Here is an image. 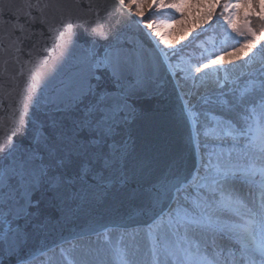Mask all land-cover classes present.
<instances>
[{"label":"snow or ice","instance_id":"1","mask_svg":"<svg viewBox=\"0 0 264 264\" xmlns=\"http://www.w3.org/2000/svg\"><path fill=\"white\" fill-rule=\"evenodd\" d=\"M197 4L208 9L202 23L213 18L219 5L227 29L252 37L229 56L251 51L264 40V31L257 35L251 26L255 16L264 27V0ZM114 5L119 15L135 18L136 30L126 41L118 34L100 55L91 38L109 41L112 32L98 0H0V109H11L7 118L0 116V264L3 257L34 264L37 254L57 253L60 264H103L100 247L85 250L74 242L95 229L25 251L41 236L40 213L31 211L39 206L35 194L73 180L101 194L116 185H135L127 196L133 212L150 218L132 230L133 243L127 245V230L114 245L106 234L118 228L95 232L97 244L105 236L112 253L109 264H264V64L260 75L249 73L252 78L242 85L239 77L229 80L226 74L221 81L217 76L215 98L197 96L203 132L195 141L199 157L194 169L185 168L182 157L160 167L156 156L136 152L123 138L129 101L158 89L164 76L184 81L181 90L191 80L199 92L196 81L202 84L204 70L221 57L180 68L153 38L168 44L155 31L159 24L145 21L146 10L171 9L181 17L175 23L184 24L191 0H137L135 10L126 0H114ZM82 37L89 44L82 67L45 95L43 87L55 79L57 62ZM21 81L24 87L17 91ZM13 93L17 99L5 105L3 97ZM187 96L181 91L183 112L191 118L195 105ZM19 136L27 142L18 144ZM141 233L147 241L143 252L134 243Z\"/></svg>","mask_w":264,"mask_h":264},{"label":"water","instance_id":"2","mask_svg":"<svg viewBox=\"0 0 264 264\" xmlns=\"http://www.w3.org/2000/svg\"><path fill=\"white\" fill-rule=\"evenodd\" d=\"M107 15V23L111 27L112 38L105 41L102 38L95 40V47L100 55L108 43H115V37L119 34L121 40H127L135 31L134 17L129 18L128 13L119 15L114 5V0H98ZM142 27V25H141ZM154 38V37H153ZM82 37L71 54H66L64 59L57 62L53 72L55 79L43 87L44 94H48L54 84L65 76L75 73L82 67L81 60L87 55L89 44ZM155 39V38H154ZM47 46L51 48V41ZM127 47V43L124 45ZM47 55V53H41ZM51 68V65H49ZM160 87L153 91L141 92L129 101L131 111L128 116V125L123 138L133 146L138 153H147L157 157L160 167H165L173 159L182 157L185 168L192 170L198 164L199 152L196 147L197 134L192 117L183 112L181 89L179 84L164 76L159 81ZM24 82H20L22 90ZM5 105L12 104L17 99L15 93L4 96ZM11 109L4 112L0 109V116L7 118ZM4 133L0 131V135ZM16 142L26 143L23 136L16 137ZM91 184V181H89ZM135 185L121 188L116 185L101 194L100 190L82 186L81 182L73 180L71 184L61 185L58 189L47 188L43 192L35 194L33 201H39L38 209L33 207L31 211H39L43 221L40 228V239L29 243L25 251L38 249L48 244L51 245L63 238L75 237L88 229L104 233V229L118 228V231L133 230L137 226L143 228L150 223L148 216L133 212V202L127 198ZM3 199V190H0V201ZM20 223H23L21 221ZM95 232L85 235L80 242L87 239L97 238ZM113 231H109L112 233ZM36 255L35 261L42 258ZM4 264H14V259L3 257Z\"/></svg>","mask_w":264,"mask_h":264},{"label":"rangeland","instance_id":"3","mask_svg":"<svg viewBox=\"0 0 264 264\" xmlns=\"http://www.w3.org/2000/svg\"><path fill=\"white\" fill-rule=\"evenodd\" d=\"M126 2L132 3L133 8L135 10V5L137 3V0H126ZM147 2L151 3L152 0H147ZM166 2H170V0H166ZM204 3L207 4V0H204ZM201 9H202V13L196 15L197 12H200ZM165 10L169 11L168 12L169 15L166 14ZM207 10L208 9L206 6H199L197 4V0H191V6H188L185 9L186 19L184 24L175 23V21L179 20L181 17L179 13H174L173 10L171 9H161L156 11V9L153 8L150 10H146L144 17L146 21H154L157 24H159V27H157L155 31L159 32L160 35L164 37V40L168 41V44H164L162 41H159L158 37L155 36L154 37L159 42L161 48H164L165 50L169 51L171 62L172 61L176 62L178 57L181 56L184 51L189 50L191 46L198 43L200 39L203 37V35H201V37L197 38V36L192 35V31H191L192 25L196 24L197 22L200 31L206 33V35L211 32L212 33L222 32V35L219 36V43L209 44L208 46L209 53H207V55H205L204 58L200 59L201 61L199 62V65L207 64L209 63V60L216 59L217 57H221L217 65L204 70V72L207 73V75L204 77V81L202 84L200 80L196 81L197 84L201 85L199 92H197L196 89L192 87V81L190 83L187 82L185 87L182 89L183 92L188 93V96L185 99H191L192 104L195 105V107L198 106L197 104L199 102H201L200 100L197 99V96L200 95L202 89L205 90L209 86H214V85L217 86L216 84L217 76L221 81L224 80L226 74L228 75L229 80L235 79L237 77H239V79L242 80L243 77L251 73V69L255 67H259L260 65L261 53H259V50L261 47L259 46V44H257L251 51L245 49L244 52H246L247 55H244V52L237 53L235 57L228 55L229 52H234L236 48H240L246 39H252V37L247 34L244 36H240L235 32H231L230 29H227L226 25L219 24V20L221 18L220 13L222 11L221 8L216 9V14L213 16L216 17V19L211 24L202 23V21L205 19V13ZM248 11L251 12L253 10L248 9ZM195 17L197 18V21H195ZM161 21H164V23H160ZM258 22L259 20L257 19V24L253 22L251 23V26L253 28H257V25L259 24ZM173 50L175 51L174 56H172ZM192 62H194V60L191 57L184 66V68L186 69L188 67H192L193 65ZM241 73H243L244 75H241ZM195 75L198 77L200 76L199 73ZM256 198L257 200L259 199V193L256 194ZM111 235L112 236L110 238L113 239L115 237V234H111ZM119 238L120 236L116 237L115 241H113L114 239L113 240L111 239L113 245L116 243V241ZM81 243H82V247L85 250L88 247H92V248L100 247L102 249L101 255L99 257L100 261H102L103 264H109V261L112 258V253L109 250V246L106 244L105 241L100 240L99 244H97V240L93 239L87 242L82 241ZM123 243L125 245L133 243L132 237L130 239L127 238V240L124 239ZM134 243L139 244L141 252L146 250L147 241L146 242L144 241V237L142 235H137ZM56 257L58 258L57 261H55L54 263L53 261H51V264H58V263L60 264L59 254L56 255Z\"/></svg>","mask_w":264,"mask_h":264},{"label":"trees","instance_id":"4","mask_svg":"<svg viewBox=\"0 0 264 264\" xmlns=\"http://www.w3.org/2000/svg\"><path fill=\"white\" fill-rule=\"evenodd\" d=\"M232 2H235V0H232ZM220 3L223 4L224 0H220ZM217 8H221V7L219 5H217L216 9ZM156 11H158V10H156ZM165 12H166L167 15H169L168 14L169 11L165 10ZM201 13H202V9L200 10V12H197L196 15L201 14ZM215 19H216V17H213L210 21H208V23L211 24ZM254 19H255V21H254ZM257 19L258 18L253 16L252 17V23L255 22L257 24ZM195 21H197L196 17H195ZM197 23L192 25V30H191L192 31V35L193 36H197V38L201 37V35H203V37L200 39V41L198 43H196L195 45L191 46L189 48V50L184 51L183 54L178 57L176 62L172 61L171 62L172 64L180 65L181 68H183L185 63H187L188 60L192 57L194 62H195L194 68L198 67L199 66V62L201 61L200 59L204 58L205 55H207V53H209V48H208L209 44H217V43H219V36L222 35V32H213V33L211 32V33H208L206 35V33L200 31V28L198 27ZM258 23L259 24L257 25V28H253L252 27L257 32V35H259L261 31H264V27H262V22L259 20ZM219 24H224L222 18H220ZM223 28H225V27H223ZM203 30H204V28H203ZM258 44L261 47L260 50H259V53H261L260 54V65H259V67H255V68L251 69V73H253L256 76L260 75L258 70L260 69L261 65L264 64V49H262V45H264V40L260 41ZM183 75H184V73L181 72L180 76H183ZM251 78L252 77H250L249 75H246L245 77H243V79L240 80L241 85L244 83V81H246L248 79H251ZM190 82H191V80L188 81V83H190ZM179 83L183 84L184 81L181 80V81H179ZM217 90H218V87L216 85L209 86L205 90L202 89L200 95H209V96H212V98H215L214 93ZM185 98H187V97H185ZM197 105L198 106H196L193 109V113L194 114H193L192 118H193V121H194V124H195L196 134L198 132H200L201 136H202L203 129L200 127V122L203 120V117L200 115V110L202 108L201 102H199ZM209 126H211V125H209ZM127 232H128V235L124 237L125 240H127V238L130 239L132 237V230L127 231ZM75 243H78V244H80L82 246V244L79 241L75 242ZM51 260L54 261V257L51 256ZM43 262H44L43 260H38V261L34 262V264H44Z\"/></svg>","mask_w":264,"mask_h":264}]
</instances>
